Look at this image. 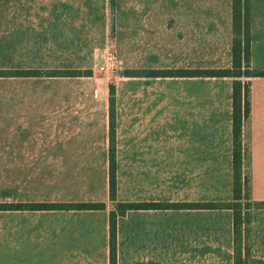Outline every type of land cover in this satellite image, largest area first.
<instances>
[{
  "label": "rangeland",
  "instance_id": "374dc122",
  "mask_svg": "<svg viewBox=\"0 0 264 264\" xmlns=\"http://www.w3.org/2000/svg\"><path fill=\"white\" fill-rule=\"evenodd\" d=\"M164 1L0 0V204L63 194L50 185L57 180L53 172L40 178L38 189L28 175L17 177V159L72 157L79 175L67 195L102 198L111 97L115 129L231 130V78L153 74L229 69L237 37L249 43L250 70L264 74V0H242L247 28L240 34L224 8L209 17L168 15L160 12ZM241 80L248 87L249 114L240 135L236 247L241 264H264V76ZM216 151L223 153L225 196L231 167L227 149ZM6 216L0 210L5 240ZM78 218L79 264H108L102 215Z\"/></svg>",
  "mask_w": 264,
  "mask_h": 264
},
{
  "label": "crops",
  "instance_id": "0c3cea01",
  "mask_svg": "<svg viewBox=\"0 0 264 264\" xmlns=\"http://www.w3.org/2000/svg\"><path fill=\"white\" fill-rule=\"evenodd\" d=\"M158 5L162 7L160 12L168 15H221L217 7L224 8L228 17L232 14L231 0L223 4L213 0H168ZM114 135L115 201L109 199L108 150L100 199L67 195L73 189V181L77 188L79 175L78 161L72 157L12 161L22 168L14 170L16 176L28 175L36 189L42 183L40 178L53 172L57 180H51L50 185H58L64 195L14 198L7 204L103 203L104 209L6 210L7 234L6 240L0 234V264H79L80 213L102 215L109 264L108 218L115 203L216 205L209 209L126 211L116 220V264H233V213L221 206L232 202V130L227 129L225 134L217 128L139 127L115 129ZM223 146L231 167V174L229 171L226 176L225 196L223 153H216ZM106 201L112 209H107ZM40 230L44 232L43 241L39 239Z\"/></svg>",
  "mask_w": 264,
  "mask_h": 264
},
{
  "label": "trees",
  "instance_id": "16d2710c",
  "mask_svg": "<svg viewBox=\"0 0 264 264\" xmlns=\"http://www.w3.org/2000/svg\"><path fill=\"white\" fill-rule=\"evenodd\" d=\"M232 3V28L235 33L240 34L242 28H247L245 17V2L242 0H231ZM250 49L248 41L243 44L239 37L234 38L231 47V67L226 70L199 71L192 72L177 70L174 72H154L153 76L160 77H227L232 79L231 85V130H232V202L222 204L232 210L233 213V232H234V253L233 264H241L240 251L236 247L237 237L240 226V214L238 201L240 200V135L242 119L249 114L248 87L242 82L241 78L264 76L263 72L255 74L249 68ZM242 64L245 69L242 70ZM113 90L110 91L112 95ZM112 97L110 98L111 115L109 126V149H108V187L109 199L115 201V155H114V132ZM215 204H134V203H115L114 209L109 212V264H116V220L123 216L126 211L134 209H158V208H213ZM103 210V203H74V204H0V210Z\"/></svg>",
  "mask_w": 264,
  "mask_h": 264
}]
</instances>
